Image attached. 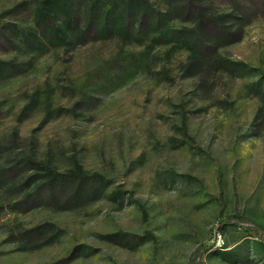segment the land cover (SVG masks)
<instances>
[{
  "label": "rangeland",
  "instance_id": "374dc122",
  "mask_svg": "<svg viewBox=\"0 0 264 264\" xmlns=\"http://www.w3.org/2000/svg\"><path fill=\"white\" fill-rule=\"evenodd\" d=\"M41 1L0 0V60L31 62L0 78V264H264V0H193L228 30L194 53L157 32L29 51Z\"/></svg>",
  "mask_w": 264,
  "mask_h": 264
},
{
  "label": "trees",
  "instance_id": "16d2710c",
  "mask_svg": "<svg viewBox=\"0 0 264 264\" xmlns=\"http://www.w3.org/2000/svg\"><path fill=\"white\" fill-rule=\"evenodd\" d=\"M185 5V12L194 16L195 23L189 28L171 30L167 18L174 7L161 8L151 0H42L34 11L35 26L30 28L29 34L23 35L22 41L29 51H44L49 47L97 39L142 40L157 32L159 37L169 35L170 40H184L180 46L194 53L209 46L206 35H214L216 39L227 36L228 30L223 24L226 14L211 15L193 0H185ZM216 62L221 66L230 64L238 71L246 69L241 62L228 63L221 58ZM30 66V61L0 60V78L5 72H10L9 76L21 74ZM58 179L51 178L37 189L53 196ZM251 234L261 239L255 231Z\"/></svg>",
  "mask_w": 264,
  "mask_h": 264
}]
</instances>
